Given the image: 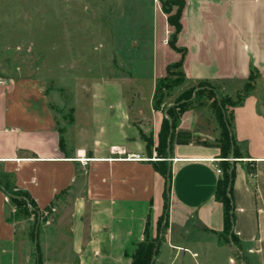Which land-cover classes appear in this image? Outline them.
Listing matches in <instances>:
<instances>
[{"label":"crops","instance_id":"0c3cea01","mask_svg":"<svg viewBox=\"0 0 264 264\" xmlns=\"http://www.w3.org/2000/svg\"><path fill=\"white\" fill-rule=\"evenodd\" d=\"M182 1L176 50L168 44L174 29L159 7V26L151 31L152 70L141 79L133 73L130 100L123 80L100 79L77 92L71 116L66 113L58 123V108L50 106L48 96L0 77V264L8 255L16 264L15 252L24 251L5 217L10 190L26 193L40 211L55 205L70 210L67 244L44 243L45 252L69 256L43 264H130L145 231L149 239L156 237L168 189V227L159 252H217L219 245L198 238L220 236L224 229L223 205L215 199L224 160L220 132L205 114L198 116L197 104L179 114L175 132L189 133L191 141L166 138L168 180L155 164L159 168L165 115L178 103L155 109L153 97L167 67L180 61L187 89L208 82L220 96L236 98L251 69L264 89V0ZM145 79L148 86L142 88ZM258 91L230 107L237 155L231 147L225 159L234 171L229 236L249 264H264V106ZM211 258L207 254L204 264H215Z\"/></svg>","mask_w":264,"mask_h":264},{"label":"rangeland","instance_id":"374dc122","mask_svg":"<svg viewBox=\"0 0 264 264\" xmlns=\"http://www.w3.org/2000/svg\"><path fill=\"white\" fill-rule=\"evenodd\" d=\"M159 7L160 0H0V77L8 84L13 82L16 88L19 84L23 89H35L48 96L50 106L58 108L55 117L58 123L66 113L71 116L70 110L77 104V92H86L91 83L100 79L123 80L125 95L130 100L135 89L133 73H136L135 78L141 79L149 77L152 70L154 39L151 31L156 24L159 26ZM177 8L173 5L172 12ZM177 73L178 68L170 71V74ZM145 80L140 81L142 88L148 86ZM161 81L173 84L163 91V105L171 101L179 104L186 94L190 96L186 108L197 104L198 116L205 114L217 131H221L211 101L206 95L196 96V87L202 82L192 87L195 88L192 91V88L187 89L185 80L176 75L167 77L166 74ZM262 85L263 81L254 75L231 100L235 102L239 95L259 90V104L264 106ZM170 94L171 98L166 100ZM201 98L205 99V106L199 103ZM208 101L210 109L206 106ZM230 109L226 106L224 112L228 122L231 121ZM165 118L170 119L168 112ZM5 204V217L14 224L24 248L23 252H15L16 264H38L39 261L43 264L69 256V252H45V244L50 247L60 242L63 247L69 241L67 206L55 205L56 208L39 210L35 216L31 206L21 208L7 196ZM50 231L55 234L51 239ZM156 238L158 225L154 239L147 235L152 242ZM159 238L160 242H153L149 264H204L207 254H211L215 264H227L229 259L234 264H249L245 256L239 255L237 244L229 235L198 238L202 243L211 241L219 245L217 252H159L165 240L161 235ZM10 256L5 257V264H11ZM70 257L73 261L74 256Z\"/></svg>","mask_w":264,"mask_h":264},{"label":"trees","instance_id":"16d2710c","mask_svg":"<svg viewBox=\"0 0 264 264\" xmlns=\"http://www.w3.org/2000/svg\"><path fill=\"white\" fill-rule=\"evenodd\" d=\"M160 4H161V11L166 16V21L168 25L174 29L173 34L170 36L168 40V44L174 50H176L175 40H176L177 34L179 33L181 29L180 19H181V15H182V11H183L185 3L182 0H160ZM173 5H176L178 7L175 13L172 12ZM172 68H178L179 73L170 74V71ZM166 74H167V77L176 75L180 77L182 80H184V75L182 72V61L169 65L167 67ZM254 75H258V73H256L254 70L251 69L250 75L248 77L249 82L253 79ZM161 80L162 79H160L156 84V89H155V93L153 97V106L155 109H158V107L160 108V105L162 104L161 99L163 96V91L169 88L170 85H173L167 82L165 83ZM196 88H198V90L196 91V96L202 97L203 95L204 96L206 95L207 98L211 100L212 108L215 110L217 114L219 126L221 128V131H220L221 138H220L219 145H220L221 156H222L221 158L224 160L221 161L223 165L222 178L217 181L216 188H215V199L221 202L223 205L224 229H223L222 235L226 237L227 235L230 234V231L233 226V220H234L232 200L230 197L231 189H229V192L227 195V188L228 186H230L231 188V185L234 179V171L229 169V166L227 164V161H225V159L227 158L228 151L231 147L234 148V155H237V154L235 152L234 138L232 135V131L230 129L229 122L224 119L225 118L224 112L226 111V106L234 107L235 105L240 104L243 98L246 96V94L244 96L239 95V97L237 98V101L234 102L228 97L220 96V94H218L216 89L212 87L208 82L199 84ZM194 89L195 88H192V91ZM189 93L190 92H188L187 94ZM189 98L190 96L187 97L186 94H184V96L180 99L181 101L176 107L168 109L167 112L170 118V124L167 119H164L162 123L161 131L159 134V157H158V161H156L159 163V168L156 166V164H155V168L163 175V177L167 178L168 180L170 179V173L167 174V167H166L164 159H165V153H166L165 152L166 138L169 136L170 128L172 130L170 141H172L173 135L175 136V140L178 144H188L191 141V136L189 133L175 132L179 114L176 115L174 112V110L177 108L182 113L187 107V104H189L188 103ZM227 126L229 127V130L227 129ZM235 158H240V157L235 156ZM159 159H161V161H159ZM168 191H170V189H168L167 192ZM9 193L14 196H22L26 198L29 202V205L33 209L31 213L35 216L38 215L39 209L35 206L34 202L29 198V196L26 193L17 192V191L14 192L12 190H10ZM9 199L13 204L21 208L23 207L26 208L27 206L26 203L22 200H18L15 198H9ZM166 202H167V194L165 193L164 212L162 216L159 218L158 224H157L158 225V238H156V240L153 241L156 243L160 242L159 234H161V236L164 237V234L168 227V220H167L168 205ZM231 238L234 240L233 235H231ZM153 242L147 239V233L145 231L144 241L140 243L137 246V248L134 250V252H132L130 255V258H131L130 264H149L151 260V255L153 252ZM40 262L41 261H39L38 264H42V262L41 263Z\"/></svg>","mask_w":264,"mask_h":264},{"label":"water","instance_id":"95a60500","mask_svg":"<svg viewBox=\"0 0 264 264\" xmlns=\"http://www.w3.org/2000/svg\"><path fill=\"white\" fill-rule=\"evenodd\" d=\"M227 129L229 130L228 126H227ZM171 133H172V130L170 129V135L168 137V142H170ZM229 189H230V186H228L227 195H228ZM167 194L169 195V192H167ZM7 196L10 197V198H15V199L24 201L26 203V205L30 208L29 202H28V200L26 198H24L22 196H14V195L9 194V193H7Z\"/></svg>","mask_w":264,"mask_h":264},{"label":"built area","instance_id":"2783aa9c","mask_svg":"<svg viewBox=\"0 0 264 264\" xmlns=\"http://www.w3.org/2000/svg\"><path fill=\"white\" fill-rule=\"evenodd\" d=\"M155 1H157V0H155ZM216 172H217V174H221V170H219V169H217Z\"/></svg>","mask_w":264,"mask_h":264}]
</instances>
